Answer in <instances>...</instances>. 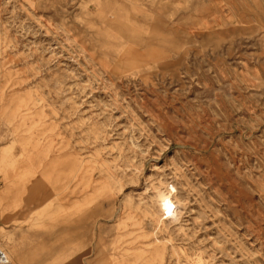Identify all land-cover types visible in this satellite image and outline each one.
I'll return each mask as SVG.
<instances>
[{
	"label": "rangeland",
	"instance_id": "374dc122",
	"mask_svg": "<svg viewBox=\"0 0 264 264\" xmlns=\"http://www.w3.org/2000/svg\"><path fill=\"white\" fill-rule=\"evenodd\" d=\"M11 264H264V0H0Z\"/></svg>",
	"mask_w": 264,
	"mask_h": 264
},
{
	"label": "built area",
	"instance_id": "2783aa9c",
	"mask_svg": "<svg viewBox=\"0 0 264 264\" xmlns=\"http://www.w3.org/2000/svg\"><path fill=\"white\" fill-rule=\"evenodd\" d=\"M0 264H11L10 257L6 252V249L0 242Z\"/></svg>",
	"mask_w": 264,
	"mask_h": 264
},
{
	"label": "bare ground",
	"instance_id": "6f19581e",
	"mask_svg": "<svg viewBox=\"0 0 264 264\" xmlns=\"http://www.w3.org/2000/svg\"><path fill=\"white\" fill-rule=\"evenodd\" d=\"M7 254H8V252H7ZM188 259L190 261H193L194 262L193 264H202L203 263V258H202V256L200 254H197L194 257H188Z\"/></svg>",
	"mask_w": 264,
	"mask_h": 264
}]
</instances>
